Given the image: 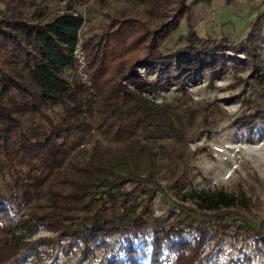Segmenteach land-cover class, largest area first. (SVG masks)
I'll list each match as a JSON object with an SVG mask.
<instances>
[{
  "label": "trees",
  "instance_id": "1",
  "mask_svg": "<svg viewBox=\"0 0 264 264\" xmlns=\"http://www.w3.org/2000/svg\"><path fill=\"white\" fill-rule=\"evenodd\" d=\"M139 1L147 6L143 12L107 15L100 31L81 42L84 17L71 10L0 18V171L8 177L0 191V264H59L61 258L64 264H208L225 240L239 238L251 241L264 264V216L252 212L251 195L197 193L200 217L156 225L130 200L126 182L155 183V162L142 140H182L196 116L183 108L182 118L156 102L154 92L237 67L215 38H200L190 27L183 46L164 49L192 6L212 0ZM247 42L241 51L261 79ZM79 46L85 80L77 71ZM257 122L264 124V108L234 125L247 131ZM31 141H45L44 150L29 155ZM142 157L148 162L140 167ZM175 172L183 173L177 166ZM240 212L260 217L259 229L237 223L233 215ZM237 254L231 264H252L241 247Z\"/></svg>",
  "mask_w": 264,
  "mask_h": 264
},
{
  "label": "rangeland",
  "instance_id": "2",
  "mask_svg": "<svg viewBox=\"0 0 264 264\" xmlns=\"http://www.w3.org/2000/svg\"><path fill=\"white\" fill-rule=\"evenodd\" d=\"M146 7L139 0H91L85 5L69 0H17L12 3L0 0V18H28L39 9L48 12L50 18L71 10L84 17L79 31L81 42L100 31L99 26L107 15L117 16L124 9L143 12ZM261 11H264L263 0L196 3L192 6L189 20L182 21L178 30L166 41L164 49L181 47L185 43L187 29L193 28L200 38H215L222 46L225 58L237 67L229 64L222 73L194 79L183 89L165 85L152 95L156 102L168 104L173 111L180 112L182 118L186 114L183 108L195 109L196 116L193 126L183 127L182 140L172 136L142 140L155 162V183L145 187L143 182L138 185L126 182L124 187L130 193V200L137 203V213L142 214L151 225L189 215L200 217L196 194H210L218 190L237 196L251 195L255 203L251 207L252 212L264 216V124L257 122L247 131L234 125L238 117L264 108V13L253 30V21ZM246 39L256 59L255 65L262 74L261 79L252 72V65L246 62V56L241 51L240 44ZM77 50L78 75L85 80L83 50L80 46ZM139 72L144 73L143 68H139ZM145 76L148 80L154 78V75ZM94 137L97 138L94 135L91 139ZM102 142L107 146L106 141ZM44 143L28 142L26 149L29 155L41 153ZM90 144L91 141L86 146L90 147ZM147 162L145 157L140 158V167ZM174 166L183 172L180 176L176 172L171 174ZM7 180L8 177L0 171L1 192L6 191ZM250 184L254 186L251 193ZM233 217L237 223H247L259 229L260 217L254 218L245 212L235 213ZM43 234L39 232L36 236ZM239 247L252 256V264H262L261 255L254 250L251 241L242 238L234 243L225 240L208 264H231L230 259L238 255ZM166 259L171 260L172 256ZM64 262L65 258H61L59 264Z\"/></svg>",
  "mask_w": 264,
  "mask_h": 264
},
{
  "label": "built area",
  "instance_id": "3",
  "mask_svg": "<svg viewBox=\"0 0 264 264\" xmlns=\"http://www.w3.org/2000/svg\"><path fill=\"white\" fill-rule=\"evenodd\" d=\"M76 56H77V58L79 59V57H78V50H77V52H76Z\"/></svg>",
  "mask_w": 264,
  "mask_h": 264
}]
</instances>
